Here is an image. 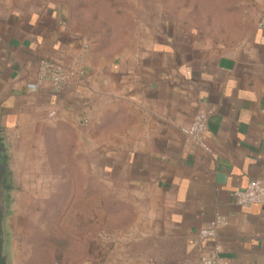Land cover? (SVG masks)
Segmentation results:
<instances>
[{
	"label": "crops",
	"instance_id": "0c3cea01",
	"mask_svg": "<svg viewBox=\"0 0 264 264\" xmlns=\"http://www.w3.org/2000/svg\"><path fill=\"white\" fill-rule=\"evenodd\" d=\"M27 1L0 0V151L9 135L61 122L97 136L111 187L98 196L110 201L96 208L82 264L196 262L215 242L227 264H264V204L242 207L233 195L264 184V0H224L203 23L194 13L166 19L111 51L58 6ZM43 58L71 70L62 92L28 89ZM200 109L203 146L182 132ZM217 217L227 221L217 240L200 239Z\"/></svg>",
	"mask_w": 264,
	"mask_h": 264
},
{
	"label": "rangeland",
	"instance_id": "374dc122",
	"mask_svg": "<svg viewBox=\"0 0 264 264\" xmlns=\"http://www.w3.org/2000/svg\"><path fill=\"white\" fill-rule=\"evenodd\" d=\"M223 1L28 0L24 4L41 9L58 6L74 28L88 39L104 42L111 51L134 42L136 33L145 28L159 30L166 19L171 26L181 15L194 13L198 19L200 14L202 23L209 15L220 16ZM8 137L12 141L5 140L0 151V185L8 190L12 263L82 264L87 238L96 235V208L110 201L98 196L111 187L103 185L97 167V136L88 141L75 127L61 122L42 127L39 134Z\"/></svg>",
	"mask_w": 264,
	"mask_h": 264
},
{
	"label": "built area",
	"instance_id": "2783aa9c",
	"mask_svg": "<svg viewBox=\"0 0 264 264\" xmlns=\"http://www.w3.org/2000/svg\"><path fill=\"white\" fill-rule=\"evenodd\" d=\"M257 27L264 29V13L260 16ZM72 75L71 70L63 63L57 60L43 58L40 60L37 78L34 82L28 84V89L38 91L48 88L53 93L62 92ZM208 128V113L200 109L194 116L191 123L182 127V132L195 144L203 146L206 140ZM235 201L242 207H253L258 204H264V184L260 179L251 180L246 188L239 189L233 193ZM227 221L224 218L217 217L199 231V237L202 240H217L218 230L225 226ZM179 264H227L221 257L220 247L215 242L209 253L200 257L196 262H180Z\"/></svg>",
	"mask_w": 264,
	"mask_h": 264
},
{
	"label": "water",
	"instance_id": "95a60500",
	"mask_svg": "<svg viewBox=\"0 0 264 264\" xmlns=\"http://www.w3.org/2000/svg\"><path fill=\"white\" fill-rule=\"evenodd\" d=\"M7 195V188L0 185V264H13L9 251L10 238L6 224L9 214Z\"/></svg>",
	"mask_w": 264,
	"mask_h": 264
}]
</instances>
